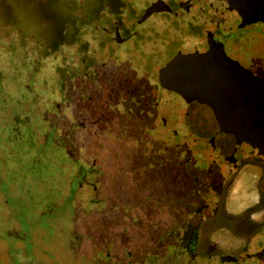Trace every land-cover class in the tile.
Wrapping results in <instances>:
<instances>
[{
  "label": "flooded vegetation",
  "instance_id": "1",
  "mask_svg": "<svg viewBox=\"0 0 264 264\" xmlns=\"http://www.w3.org/2000/svg\"><path fill=\"white\" fill-rule=\"evenodd\" d=\"M158 1L169 8L153 11L144 18ZM155 13L161 16L160 23L144 28ZM107 20L102 25L110 38L97 39L98 51L109 52L114 42L119 45L129 42L128 52L139 58L138 71H133L136 78L140 76L138 80L134 77L136 88L131 91L136 109L132 113L129 107L127 119L120 116L113 107L122 101L116 84L105 89L110 96L106 93L109 101L103 102L101 98H92L89 88L90 101L79 99L77 103L81 116L75 124L79 127L86 123L104 127L122 124V128L124 124L129 127L128 131L124 129V133H129L125 141L145 142L136 151L137 155L131 152L134 146H129L131 150L114 152L111 160L105 158L110 162L98 154L94 167L98 166L100 172L101 169L107 171L108 167L113 171L119 169V163L121 167L130 165L131 156L142 157L143 145L147 143L152 147L145 153H150L147 165L153 166V171L138 188L144 192L143 199L128 202L127 213L118 216L128 231L125 239L130 243L129 263L264 264V153L249 142H239L234 134L221 131L206 103L197 99L189 101L181 92L166 85L175 77H183L177 67L176 75L170 72L174 69L166 68L175 57L219 49L264 78V57L254 55L253 65L247 67L228 53L231 44L237 49L244 43L245 34H241L244 28L264 24V0H151L139 10L123 8ZM262 44L264 49V40ZM82 49L78 63L80 76L75 75L74 79L85 91L82 86L85 84H81L85 76L90 73V77L102 79L107 65L103 56H85L86 42ZM256 67H260V71ZM139 82L143 83V89L138 86ZM160 89L170 90L183 100L184 107H177L186 124L183 132L171 127V111L164 107ZM48 102L53 108L62 107L57 101L49 99ZM87 104L95 105L89 116L85 111ZM259 105L264 110V102ZM41 109L40 105L36 106L35 113L43 115ZM47 117H50L49 112ZM248 171L255 187L249 192L243 191L241 185ZM134 172L139 178L138 174H144L145 167L138 164ZM98 183L100 180L91 186L104 192L108 184L106 181ZM238 183L244 197L233 199L232 192ZM103 198H107L106 192Z\"/></svg>",
  "mask_w": 264,
  "mask_h": 264
},
{
  "label": "rangeland",
  "instance_id": "2",
  "mask_svg": "<svg viewBox=\"0 0 264 264\" xmlns=\"http://www.w3.org/2000/svg\"><path fill=\"white\" fill-rule=\"evenodd\" d=\"M125 1L127 9L135 7L139 10L151 0ZM9 5L13 22L6 24L0 11V264H130V243L125 239L128 231L119 217L127 213L128 202L143 199L144 192L138 188L153 171V166L147 165L150 153H145L152 147L146 143L141 149L145 153L142 157L131 156L130 165L121 167L119 163V169L114 171L108 167L107 171L101 169L100 172L98 166L94 167L95 153L102 159L111 160L112 153L127 152L134 146L131 152L137 155L136 151L145 142L125 141L129 133H124V129L128 131L129 127L123 124L122 128L119 124L94 134L92 141L98 146L92 148L91 153L87 152L85 140L81 138L83 133L76 136L81 139L75 140L73 145L74 124L80 120L77 103L79 99L87 103L91 98L90 90L84 86L86 90L82 91L74 79L80 76L78 63L82 47L63 45L56 54H44L46 48L36 46L31 35L23 36L14 30L24 25L29 14L35 28L44 26L38 19L34 2L9 0ZM1 9L4 8L1 6ZM160 21L161 16L155 13L144 28ZM102 26L101 23L92 26L96 37L108 38V32ZM243 32L244 43L237 49L231 44L228 53L251 67L254 55L264 57V24L246 27L242 35ZM83 39L96 48V56L106 58L107 71L102 79L90 77L88 73L82 83L90 85L92 98H101L102 102L110 96L105 89L116 84L122 101L114 102L113 107L127 119L129 107L132 113L136 109L131 91L136 88L133 70L138 71L139 58L128 52L129 42L120 45L114 42L109 52L105 50L102 54L95 46L92 33ZM99 64L103 63L100 61ZM260 67L255 69L260 71ZM141 84L139 82L138 86L143 89ZM169 91L160 89L159 94L163 95L164 107L171 111V127L183 132L186 124L177 108L184 107L183 100ZM49 99L62 107L53 108ZM38 105L42 107L43 115L42 112L35 113ZM182 139L185 140L183 136ZM91 154L92 158L87 159ZM138 164L145 167L144 174H138L139 178L134 172ZM251 178L249 171L244 174L243 191L255 190ZM99 180V185L102 181L108 184L104 190L106 199L104 192L91 186ZM240 192L238 183L232 198H242Z\"/></svg>",
  "mask_w": 264,
  "mask_h": 264
},
{
  "label": "water",
  "instance_id": "3",
  "mask_svg": "<svg viewBox=\"0 0 264 264\" xmlns=\"http://www.w3.org/2000/svg\"><path fill=\"white\" fill-rule=\"evenodd\" d=\"M165 8L168 5L158 1L144 18ZM176 67L183 77L166 84L169 88L181 92L189 101L206 103L221 131L234 134L239 142H249L264 153V110L259 105L264 102V78L245 69L224 49L178 55L166 68L174 69L170 72L176 75Z\"/></svg>",
  "mask_w": 264,
  "mask_h": 264
},
{
  "label": "trees",
  "instance_id": "4",
  "mask_svg": "<svg viewBox=\"0 0 264 264\" xmlns=\"http://www.w3.org/2000/svg\"><path fill=\"white\" fill-rule=\"evenodd\" d=\"M26 2H34L38 19L40 22L44 23L43 27L35 28L31 22V14L27 16V20L24 25L14 29L16 32L21 33L23 36L31 35L30 37L36 41L35 45L38 47H44V54H56V51L60 49L63 45H80L83 48V38H87L89 33H96L93 29V25L106 23L107 18L111 17L114 13L122 12L123 8H126L125 0H25ZM4 4V5H3ZM2 11V19L5 20L6 24L13 22L14 15L12 7L9 5V0H0V7ZM9 22V23H8ZM119 32L117 31L116 34ZM110 36L108 37V39ZM98 37L95 40L98 41ZM106 39V38H104ZM85 44V43H84ZM115 44V43H114ZM104 45V44H103ZM95 46L98 48L96 42ZM62 50V49H61ZM93 50V51H92ZM83 53V49L79 51ZM96 48L94 49L90 45V41L86 42V53H88L87 58H92L95 55ZM58 53V52H57ZM105 59V57H104ZM58 68H61L58 66ZM62 70V68H61ZM79 77V76H77ZM82 84V82H81ZM86 86L88 89L90 85ZM91 89V88H90ZM94 104H87L86 110L90 113V110H94ZM92 112V111H91ZM80 116V111L78 113ZM88 115V114H87ZM79 118V117H77ZM76 119V118H75ZM68 125V123H65ZM87 125L79 127L74 124V141H80L81 138L85 140L84 145L86 146L87 152L93 150L97 145L96 142L92 141L94 134H96L100 129L105 130V126H97L93 124L86 123ZM66 129V128H65ZM84 137H77L81 134ZM83 142V141H81ZM94 146V147H93ZM93 148V149H92ZM98 149H96L97 151ZM93 153V151H92ZM37 156V155H36ZM97 158L98 154L93 155ZM38 157V156H37ZM92 158V154L87 156V159Z\"/></svg>",
  "mask_w": 264,
  "mask_h": 264
}]
</instances>
